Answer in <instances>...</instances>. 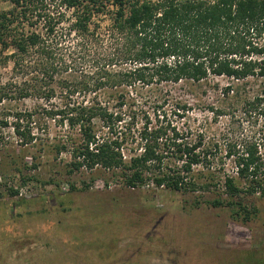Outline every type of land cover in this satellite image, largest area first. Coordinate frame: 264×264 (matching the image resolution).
Wrapping results in <instances>:
<instances>
[{
    "label": "trees",
    "instance_id": "16d2710c",
    "mask_svg": "<svg viewBox=\"0 0 264 264\" xmlns=\"http://www.w3.org/2000/svg\"><path fill=\"white\" fill-rule=\"evenodd\" d=\"M9 2L10 10H0V67L12 62V68L0 80V105L33 100L35 108H2L0 135L11 126L24 150L36 149L31 156L33 169L39 167L40 158L52 153L54 160L70 155V176L82 168L95 175L100 166L114 176L120 171L130 189L152 181L157 188L175 192H218L224 178L226 198L205 203L232 209L234 221L250 220L252 212L240 198H264V0ZM69 12L73 18L67 16ZM105 21H109L106 26ZM10 49L13 53L7 55ZM90 54L92 70L76 75L77 59ZM222 78L229 81L224 86L218 81ZM186 82L206 83L214 93L239 100L248 120L263 123L245 139L241 151L227 152L228 157L234 156L237 178L208 160L216 146L202 148L203 136L189 142L175 125L146 126L137 137L129 127L119 130L126 106L131 109L143 89ZM133 89L135 97L129 95ZM103 91L110 93L109 100L99 99ZM88 93L94 95L91 101L86 99ZM79 96L83 98L78 100ZM50 119L77 135L61 136L54 142L48 136L41 138L33 130L46 131ZM97 119L109 135H97ZM134 140L141 152L133 151L127 160L123 148ZM4 141L0 136V149ZM6 159L13 165L19 162L16 153ZM200 165L204 167L201 175L194 172ZM51 183L61 186L58 181ZM82 185L84 190L89 188L87 182ZM73 190L75 183L70 186ZM9 191L19 194L12 188ZM241 253L243 258L250 256L247 251ZM251 256L264 260L259 253Z\"/></svg>",
    "mask_w": 264,
    "mask_h": 264
},
{
    "label": "rangeland",
    "instance_id": "374dc122",
    "mask_svg": "<svg viewBox=\"0 0 264 264\" xmlns=\"http://www.w3.org/2000/svg\"><path fill=\"white\" fill-rule=\"evenodd\" d=\"M11 8L9 0H0V10ZM71 14L67 16L71 18ZM12 53L10 49L6 54ZM92 57L90 54L77 59L76 75L92 70ZM11 68L12 62L0 67V80L10 74ZM218 81L221 86L229 82L225 78ZM130 91L129 95L135 97L136 91ZM86 97L91 101L94 95L88 93ZM98 97L106 101L110 93L99 92ZM136 98L132 113L126 106L119 130L129 127L137 137L146 126L154 129L175 125L189 142L203 136L202 148L216 146L208 160L235 178L234 156L228 157L227 152L241 151L245 139L256 134L263 124L248 120L239 100L214 93L206 83L147 88ZM34 106L33 100L7 102L0 105V115L4 107L24 110ZM46 122V131L33 130L41 138L48 136L54 142L61 136L77 135L51 119ZM2 132L5 144L0 149V264H264V260L251 256H264V198H240L252 215L247 223L242 219L237 222L232 219V209L205 203L226 198L224 178L220 179L218 192H175L157 188L152 181L130 189L120 171L114 176L100 166L95 175L82 168L70 176V155L54 160L52 153L40 158L39 167L33 169L31 156L36 149L24 150L11 126ZM96 132L99 137L109 135L98 119ZM133 151L141 152L137 140L123 148L127 160ZM15 153L19 162L9 164L6 157ZM203 170L202 165L194 167L200 175ZM29 176L33 179L27 180ZM53 181L60 182V188L50 184ZM82 182H87L89 188L84 190ZM237 182L243 186L239 179ZM71 183L76 184V190L70 191ZM11 188L19 194L12 195ZM197 202H201L198 207ZM242 251L250 256L243 258Z\"/></svg>",
    "mask_w": 264,
    "mask_h": 264
}]
</instances>
